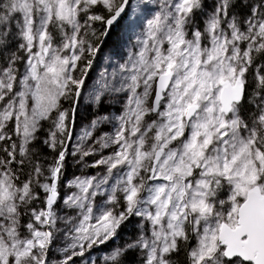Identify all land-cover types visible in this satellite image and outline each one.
Segmentation results:
<instances>
[{
  "label": "snow or ice",
  "instance_id": "snow-or-ice-1",
  "mask_svg": "<svg viewBox=\"0 0 264 264\" xmlns=\"http://www.w3.org/2000/svg\"><path fill=\"white\" fill-rule=\"evenodd\" d=\"M129 252L264 264V0H0V264Z\"/></svg>",
  "mask_w": 264,
  "mask_h": 264
},
{
  "label": "rangeland",
  "instance_id": "rangeland-1",
  "mask_svg": "<svg viewBox=\"0 0 264 264\" xmlns=\"http://www.w3.org/2000/svg\"><path fill=\"white\" fill-rule=\"evenodd\" d=\"M125 24H126V21L121 22V25L117 26L115 31H112V33L110 34V36H109V38H108V40H107V42H106V44L104 46L103 52L98 57V60H97V62L95 64V66H94V70H93V73H92L93 79H95L96 76L98 75V73L101 72L107 66L106 57L108 56V54L110 52H118L120 50L121 45L123 44L122 28L124 27ZM88 83L91 84L92 81L90 80ZM87 120H89L88 114H87ZM87 120H85L83 122L86 123ZM78 129H79V126H78ZM98 134L99 133H97V135ZM70 164H71V167H72V165L74 166V169L70 170V173L68 174L67 179H70L73 176V174H76V175H80L81 174V168L79 166H77L74 163H72V161L69 162V166H70ZM84 171L89 173V174H95V170H92V169H90V170L85 169ZM133 222H135V221H133ZM129 228H132V227L128 226L127 229H129ZM124 239L125 238H123L122 242H124ZM106 249L107 248H105L103 250L107 252ZM96 252L99 253V252H102V251L97 250ZM136 257H137V259H140V256H139L138 253H136Z\"/></svg>",
  "mask_w": 264,
  "mask_h": 264
},
{
  "label": "trees",
  "instance_id": "trees-1",
  "mask_svg": "<svg viewBox=\"0 0 264 264\" xmlns=\"http://www.w3.org/2000/svg\"><path fill=\"white\" fill-rule=\"evenodd\" d=\"M116 29V28H115ZM115 29L113 30V31H115ZM105 46V45H104ZM104 49V48H103ZM93 73V72H92ZM87 114H88V118H89V120L92 118V116H93V112L91 111V110H88V112H87ZM69 161H71V158H69ZM71 169H74V166L72 165V167H71V164H70V166H68V169H67V173H66V176H65V179H67V176H68V174L70 173V170ZM88 170H90V169H88ZM130 226V225H129ZM125 231V237H123V238H127V236H131V235H133L134 233H135V228H129V229H125L124 230ZM123 238L119 241V243H123L122 241H123ZM113 247V244L112 243H109L108 245H106V246H104V248L103 249H105V248H107L106 250L108 251L109 249H111ZM107 252L106 251H102V252H99V253H97L96 251L93 253V257L95 258V259H97L98 261H100V258L103 256V255H105ZM138 262H139V259H137V257H136V252H129L128 253V255H127V257H126V264H138ZM101 264H102V261H101Z\"/></svg>",
  "mask_w": 264,
  "mask_h": 264
},
{
  "label": "bare ground",
  "instance_id": "bare-ground-1",
  "mask_svg": "<svg viewBox=\"0 0 264 264\" xmlns=\"http://www.w3.org/2000/svg\"><path fill=\"white\" fill-rule=\"evenodd\" d=\"M133 223H135V222H133ZM130 226L133 227L131 224H130ZM121 236H122V238L125 237V231H123V232L121 233Z\"/></svg>",
  "mask_w": 264,
  "mask_h": 264
},
{
  "label": "flooded vegetation",
  "instance_id": "flooded-vegetation-1",
  "mask_svg": "<svg viewBox=\"0 0 264 264\" xmlns=\"http://www.w3.org/2000/svg\"><path fill=\"white\" fill-rule=\"evenodd\" d=\"M70 162V161H69Z\"/></svg>",
  "mask_w": 264,
  "mask_h": 264
}]
</instances>
